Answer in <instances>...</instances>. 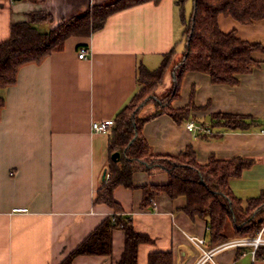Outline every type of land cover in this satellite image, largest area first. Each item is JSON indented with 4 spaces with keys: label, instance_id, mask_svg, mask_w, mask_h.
Returning <instances> with one entry per match:
<instances>
[{
    "label": "crops",
    "instance_id": "1",
    "mask_svg": "<svg viewBox=\"0 0 264 264\" xmlns=\"http://www.w3.org/2000/svg\"><path fill=\"white\" fill-rule=\"evenodd\" d=\"M111 1L0 0V42L9 38L12 23L31 21L34 11L51 13V20L34 23L42 32H50L94 4ZM192 5V0L186 1L188 13ZM219 23L225 32L236 29L239 37L264 45V18L243 24L221 15ZM183 29L177 0L145 1L112 13L101 29L88 36L69 37L61 50L42 61L22 65L16 82L0 89L5 99L0 115V264H59L114 213L109 205L95 202L109 176L110 129L96 131L93 122L115 119L129 102L139 89L141 63L156 68L177 42L183 51ZM81 45L90 49L86 59L78 56ZM254 56L260 63L241 74L236 85L213 83L200 71L185 74L173 105L195 103L192 113L200 126L196 130L167 113L143 126L155 152L177 155L191 145L199 163L213 154L253 158L251 167L230 180L235 194L244 200L264 191V53ZM147 109L141 116L156 110ZM217 112L251 117L259 125L249 130H201V122L209 123ZM167 181L165 171H137V187L120 185L114 191L135 229L153 239L139 244L137 264H148L151 252L164 251L173 252L174 264H199L204 250L192 237L205 238V250L218 244L209 245L206 219H192L182 210L186 197L161 192L150 206L141 205L142 185ZM124 247L125 231L117 227L111 255H79L73 264H117ZM251 250L248 246L225 248L201 264H213V260L248 264ZM255 264H264V248Z\"/></svg>",
    "mask_w": 264,
    "mask_h": 264
},
{
    "label": "trees",
    "instance_id": "2",
    "mask_svg": "<svg viewBox=\"0 0 264 264\" xmlns=\"http://www.w3.org/2000/svg\"><path fill=\"white\" fill-rule=\"evenodd\" d=\"M145 1L149 0L94 4L50 32H42L34 24L52 19L51 13L45 10L34 11L31 21L12 23L9 38L0 42V89L16 82L22 65L42 61L52 52L61 50L69 37L88 36L101 29L112 13ZM186 1L177 0L184 25L181 39L184 49L172 69V91L165 98L156 100L157 109L153 113L141 116L143 105L152 99L151 95L178 54V42L163 54L156 68L139 65V89L118 112L115 124L109 130V176L98 189L95 202L109 205L114 213L102 220L59 264H73L79 255H111L113 231L117 227L125 231V247L117 264H137L139 244L153 239L135 229L132 217L125 213L114 196L120 185L137 187L134 182L137 171L160 170L168 174L164 184L141 186L144 192L142 207L150 206L151 199L161 192L172 198L185 196L187 201L182 210L192 219H206L210 246L234 237L254 236L264 223V191L244 200L230 186L232 178L241 176L244 169L253 165V158H219L213 154L205 163H199L191 145L177 155L155 152L143 134L144 124L162 113L178 122L196 121L192 112L197 106L193 101L181 107L173 105L180 96L181 83L188 71L204 72L213 83L236 85L241 74L251 72L260 63L254 53H264L262 43L239 37L236 29L225 32L219 23L221 15L231 16L243 24L263 19L264 0H192L190 13ZM4 104V96L0 93V115ZM200 125L203 129L249 130L259 125V121L241 114L217 112L211 115L209 123L203 121ZM218 134L220 132L214 135ZM115 152H119V156L113 158ZM263 248L257 249L256 257L263 255ZM148 264H174L173 252H151Z\"/></svg>",
    "mask_w": 264,
    "mask_h": 264
},
{
    "label": "built area",
    "instance_id": "3",
    "mask_svg": "<svg viewBox=\"0 0 264 264\" xmlns=\"http://www.w3.org/2000/svg\"><path fill=\"white\" fill-rule=\"evenodd\" d=\"M90 53H91L90 49L87 46L82 45L79 47V50H78L79 58L86 59L89 57ZM114 124H115V119L110 118V119H106L103 121H94L92 128L96 131H107ZM186 126L190 130H196L198 127H200L194 120L187 121ZM203 131L210 133L211 130L209 128H206V129H203ZM192 240L195 241L204 250L203 257L201 261L199 262V264L203 263L204 260H206L207 258L212 257V255L219 250L229 248V247H246V246L252 247V250H251L252 261L248 264H255V261L257 258L256 251L259 247L264 246V223L260 226L257 234L254 236L240 237V238H236V239L229 240L226 242H222L210 248L209 250H205L203 248V245L206 242L205 238H197V237L193 238L192 237ZM242 254H246V252H243ZM213 264H220V263L213 260ZM228 264H235V263H228Z\"/></svg>",
    "mask_w": 264,
    "mask_h": 264
},
{
    "label": "rangeland",
    "instance_id": "4",
    "mask_svg": "<svg viewBox=\"0 0 264 264\" xmlns=\"http://www.w3.org/2000/svg\"><path fill=\"white\" fill-rule=\"evenodd\" d=\"M188 5L191 6L190 2L188 3ZM180 53L181 52L179 51L178 54H176L174 56V59H173L171 65L169 67V70H167L164 79L162 80V82L154 90L153 94L151 95L152 99L148 100V102L145 105H143L140 113L144 114L146 109L149 108V107H151V108L154 107L155 109H157V105L155 103L156 100L161 99V98H165L168 94H170V92L173 89V73H172V69L174 67V64L181 57ZM147 110H149V109H147ZM150 110H152V109H150ZM244 237H247V236H244ZM236 238H240V237H234V238L229 239V240H233V239H236ZM224 242H226V241H224Z\"/></svg>",
    "mask_w": 264,
    "mask_h": 264
},
{
    "label": "water",
    "instance_id": "5",
    "mask_svg": "<svg viewBox=\"0 0 264 264\" xmlns=\"http://www.w3.org/2000/svg\"><path fill=\"white\" fill-rule=\"evenodd\" d=\"M117 156H119V152H115L113 153V158H116ZM106 175V171L104 172V176Z\"/></svg>",
    "mask_w": 264,
    "mask_h": 264
}]
</instances>
